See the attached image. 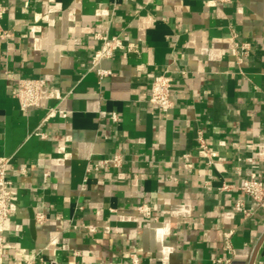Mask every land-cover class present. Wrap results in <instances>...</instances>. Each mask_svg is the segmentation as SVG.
<instances>
[{
	"label": "crops",
	"instance_id": "1",
	"mask_svg": "<svg viewBox=\"0 0 264 264\" xmlns=\"http://www.w3.org/2000/svg\"><path fill=\"white\" fill-rule=\"evenodd\" d=\"M0 6L4 264H264V210L239 189L264 185V0ZM100 35L137 51L93 66ZM158 73L166 113L147 100ZM13 77L45 80L39 106L20 107Z\"/></svg>",
	"mask_w": 264,
	"mask_h": 264
},
{
	"label": "built area",
	"instance_id": "2",
	"mask_svg": "<svg viewBox=\"0 0 264 264\" xmlns=\"http://www.w3.org/2000/svg\"><path fill=\"white\" fill-rule=\"evenodd\" d=\"M4 12L3 7L0 6V17ZM5 32L0 30V38L5 37ZM101 40L100 46L93 52L91 57L92 65H98L102 58L111 57L116 51H127L136 52V45L133 43H124L117 37H107L104 35L98 36ZM248 49V43H243L239 50L235 49L232 54L240 56L245 54ZM97 73L100 76L110 74V71L105 69H97ZM15 86L12 90L13 96L18 100L19 105L22 109L26 110L32 107H37L40 104V95L45 80L41 78L32 77H13ZM172 85V77L166 73H158L151 77L148 102L155 106L160 112L166 113L173 107V100L170 96ZM112 120L117 119V115L113 113L111 115ZM40 137H44V133L36 132ZM121 158L118 155L113 156V162L115 164L120 163ZM5 158L0 157V264H4L3 250H4V222L8 218L10 213V202H11V189L12 181L7 176ZM24 171V169H21ZM228 185H223L222 189L227 190ZM239 189L250 199H252L256 206L264 210V185L254 178H246L243 180ZM233 209L236 212L243 214H249L250 210L247 209L241 200H237L234 203ZM138 210L144 216L149 217L151 208L146 204L138 206ZM44 215L37 214L36 219L42 220ZM88 231H94V227L88 226ZM231 235V231L225 233L226 243L225 248L229 249L228 238ZM33 260L27 261L26 264H32ZM136 264V260H133Z\"/></svg>",
	"mask_w": 264,
	"mask_h": 264
}]
</instances>
